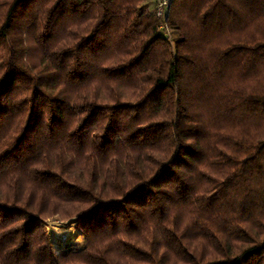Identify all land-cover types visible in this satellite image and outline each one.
Listing matches in <instances>:
<instances>
[{
  "label": "trees",
  "instance_id": "trees-1",
  "mask_svg": "<svg viewBox=\"0 0 264 264\" xmlns=\"http://www.w3.org/2000/svg\"><path fill=\"white\" fill-rule=\"evenodd\" d=\"M154 3L0 0V264H264V0Z\"/></svg>",
  "mask_w": 264,
  "mask_h": 264
},
{
  "label": "rangeland",
  "instance_id": "rangeland-1",
  "mask_svg": "<svg viewBox=\"0 0 264 264\" xmlns=\"http://www.w3.org/2000/svg\"><path fill=\"white\" fill-rule=\"evenodd\" d=\"M44 225L54 253L60 254L84 247L85 241L82 232L76 227L75 218L62 220L55 218L46 219ZM56 226L62 229L61 232L55 231ZM70 232H72V235H68Z\"/></svg>",
  "mask_w": 264,
  "mask_h": 264
},
{
  "label": "built area",
  "instance_id": "built-area-1",
  "mask_svg": "<svg viewBox=\"0 0 264 264\" xmlns=\"http://www.w3.org/2000/svg\"><path fill=\"white\" fill-rule=\"evenodd\" d=\"M169 0H155L153 11L157 18L163 20L168 11Z\"/></svg>",
  "mask_w": 264,
  "mask_h": 264
},
{
  "label": "bare ground",
  "instance_id": "bare-ground-1",
  "mask_svg": "<svg viewBox=\"0 0 264 264\" xmlns=\"http://www.w3.org/2000/svg\"><path fill=\"white\" fill-rule=\"evenodd\" d=\"M51 224V223H50ZM55 224V223H54ZM57 227V226H56ZM54 229V228H53ZM65 229V228H64ZM61 228H59V227H57L56 229H55V231H57V232H61Z\"/></svg>",
  "mask_w": 264,
  "mask_h": 264
}]
</instances>
